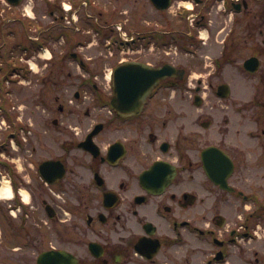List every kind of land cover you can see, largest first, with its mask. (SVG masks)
I'll return each instance as SVG.
<instances>
[{"label":"flooded vegetation","instance_id":"flooded-vegetation-1","mask_svg":"<svg viewBox=\"0 0 264 264\" xmlns=\"http://www.w3.org/2000/svg\"><path fill=\"white\" fill-rule=\"evenodd\" d=\"M218 1L161 9L150 0L151 19L121 0L106 13L97 0H0V89L4 72L29 105L31 141L28 202H13L17 244L0 264H264L261 119L241 118L252 105L222 102L221 82L190 77L194 30L229 25L216 73L236 60L229 33L241 24L264 89V0H242L233 13ZM118 26L130 31L119 44ZM106 35L93 50L107 53L88 57ZM51 42L74 70L51 67ZM141 67L164 69L143 97L151 81ZM206 89L218 101L205 100ZM14 167L15 190L23 177Z\"/></svg>","mask_w":264,"mask_h":264},{"label":"rangeland","instance_id":"rangeland-1","mask_svg":"<svg viewBox=\"0 0 264 264\" xmlns=\"http://www.w3.org/2000/svg\"><path fill=\"white\" fill-rule=\"evenodd\" d=\"M121 1H123L122 4L126 6V8L130 9L131 11H135V13H137V9H139L138 7L143 6L145 14H149V17L151 19H154V13L150 0ZM142 2H144V5H142ZM110 4L116 5L115 0H97L98 11L106 13V10L109 8ZM106 18V15H104V18L100 19L98 22L102 23ZM224 26L225 25L223 23L216 28L205 26L194 30V34H198V31L204 32L206 29H208L209 37L205 40V45H203L202 40H199L198 38H195L193 42L192 54L194 55L195 64L191 68L190 72L191 82L193 85H197V81L202 80L203 85H207V82L210 80L214 84H217L219 82L229 84L231 88V94L228 98L222 100V102L226 104L240 103L252 105L253 107L250 108V110L247 109L245 111H242L241 118L250 119V117L253 118V116H258L261 119L259 125L264 128V106H260L261 104H264V89L263 87H260V89H257L256 87L259 86V84L257 83L260 82V78L245 73L241 67L242 61L251 54L249 47H246L249 46L251 42H242L245 30L243 29L241 24L234 26V35L233 33H229V37L234 36V42L238 47L235 48L236 60L223 65L222 72L213 73L216 70L213 63V57H217L219 55V51L221 50L222 45V39L225 35V32H228L227 27H229V25L226 26L225 29ZM114 32L115 34L119 32L118 27L115 28ZM126 36L130 37V31H126ZM107 37L108 36L106 35L104 41H100L101 38L98 40H94L92 42V46L90 48H86L84 53L88 57H90L91 54H95V56L106 54L107 52L103 45H100V47L102 48H100V52L98 54L93 49H95L96 47V45H94L96 42H107ZM1 43L2 42H0V44ZM53 44L59 46L57 42L50 43L49 51L53 55L51 62L55 60V65H51V67H53L56 71H58V73H60L61 70L68 68L69 65L65 64V61H63V59H57L59 58V51L61 50L59 49L58 51ZM178 46L180 45L178 44ZM177 53L178 55L180 54L179 51H177ZM199 55H204L205 57L201 58V56ZM196 61H199L198 66L196 64ZM65 65V68L59 70L60 66L63 67ZM71 66L73 65H70V68L68 69L74 70V68ZM210 72L211 75H208ZM7 73L8 72H6V74ZM217 75L219 76L214 77ZM1 76L2 86L0 89V144H2L3 146L0 150V160L7 162V164L11 166V172L17 170L14 165L18 166L19 173H17V175L23 177V182L21 184H18V188H23V190L29 191L30 189L27 183L30 179V172L27 166V158L29 155V150H31V141L27 131L29 128L27 121L28 118H30L29 105L26 104L24 98L22 99V101L17 100L19 96L14 94L13 84H11L9 77H4V72L1 74ZM203 91L205 92L203 95L206 96L205 100L218 101L217 97L215 98L214 96H212V93L209 92L208 89ZM12 107H15V109H13ZM260 126L258 128H260ZM9 133L16 135L15 147L11 146L10 139L8 137ZM13 161L15 163H11ZM260 161L261 159H258V162ZM257 166L259 167V169L257 173V187L255 189L258 191V198L264 200V156L263 160ZM3 175L7 177V179H11L9 174L6 173L5 170L0 166V182L3 179ZM4 222L5 221H3V219L1 220L0 218V225L3 232V236L0 241V256L7 253L4 258L9 260L11 252L10 248L12 247V245H16L17 241H14V235L11 234L8 227H5Z\"/></svg>","mask_w":264,"mask_h":264},{"label":"water","instance_id":"water-1","mask_svg":"<svg viewBox=\"0 0 264 264\" xmlns=\"http://www.w3.org/2000/svg\"><path fill=\"white\" fill-rule=\"evenodd\" d=\"M152 3L158 7V8H161V9H165L168 5H169V0H162L163 1V4L162 5H159V0H151ZM239 7V6H237ZM245 67L250 70V71H254L257 69V66H258V61L256 58H250L248 60L245 61L244 63ZM124 72V66H120L116 69V75L115 77L120 81L122 82V73ZM145 78L150 80L151 83L150 84H144L143 85V88H144V91H143V95L146 94L147 90L152 86L154 85L155 83H157L163 76V72H164V69H148L146 70L145 69ZM148 74V75H147ZM122 94V91L121 93ZM218 94L223 96V97H226L228 94H229V87L227 85H222L219 87L218 89ZM41 261V260H40ZM40 261H39V264H40Z\"/></svg>","mask_w":264,"mask_h":264},{"label":"bare ground","instance_id":"bare-ground-1","mask_svg":"<svg viewBox=\"0 0 264 264\" xmlns=\"http://www.w3.org/2000/svg\"><path fill=\"white\" fill-rule=\"evenodd\" d=\"M203 37L206 36V32H202L201 34ZM10 193H11V187H10V184L3 180L2 184H1V187H0V195L3 197V198H8L10 197ZM22 194L24 196V199H27V193L22 191Z\"/></svg>","mask_w":264,"mask_h":264}]
</instances>
